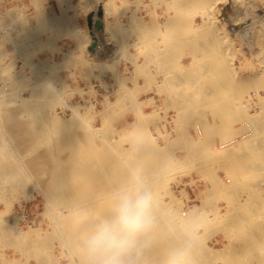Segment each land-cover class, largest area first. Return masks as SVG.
I'll use <instances>...</instances> for the list:
<instances>
[{"label":"bare ground","instance_id":"obj_1","mask_svg":"<svg viewBox=\"0 0 264 264\" xmlns=\"http://www.w3.org/2000/svg\"><path fill=\"white\" fill-rule=\"evenodd\" d=\"M116 1L122 6L121 12L115 11L119 8ZM257 1H261L262 5L246 1L250 3L247 9L242 0L235 2L236 8L226 14L227 20L222 19L223 10L216 6V2L223 3L222 6L226 0H148L147 4L144 0L110 1L113 6L110 11L114 12L116 19L107 28L105 22L103 26L98 25L96 32L125 36V48L133 46L134 52H125L124 62L117 61L116 66L110 68L113 82L119 84L121 89L117 87V90H112L114 101L110 97L103 98L104 101L100 102L102 110H96L98 94L92 84L89 91L76 88L69 95L70 102L61 99L59 103L55 101L54 106L50 105L51 95L46 97V103L43 104L45 98L39 96L40 80L32 90L36 95L34 101L30 100L31 97L4 93L5 90L0 88V128L6 125V131L13 136L7 137L0 129V204L4 207L3 211L0 210V264H86V241L94 223L84 224L85 221H81L83 218L76 214L82 212L83 207L105 201L115 206L109 209L107 217L113 215L118 195L131 191L137 179L144 183L153 197L151 215L154 223L151 230L141 237L143 246L139 255H145L146 247L155 245V250H152L157 255L153 257L152 264H171L173 259H183L187 264H202L210 259L215 262L226 260L227 264L229 260V264H244L243 248L264 244L261 243L264 239H260V228L250 231L247 227L244 218L249 211L244 207L245 197L241 198V193L251 187V184H247L257 180L259 173L264 171V0ZM130 4L134 5L133 9ZM158 8L169 10L168 16L165 18L162 13H158ZM70 17L61 10L59 14L48 17L49 20L46 17V20H53L56 26L58 24V32H61L58 37H64L69 30L74 41L87 44V34L80 35V28L76 24L72 26ZM19 22L15 20L6 25L10 26L11 23V28L21 36L23 42H19L20 45L9 39L5 27H0V31L20 50L27 62L36 67L39 63L36 64L37 60L32 63L33 53L29 47L36 41L37 28H30L27 22L22 24V20L21 24ZM52 30L54 34L55 30ZM226 39L230 42L235 40L241 55L244 51L241 48L245 44V52L257 56V65H245V71L237 66H226L230 64L225 60L229 53H226L228 45L223 43ZM72 50L68 49L63 54L70 56ZM0 52L4 53L1 46ZM235 53L238 55V52ZM184 58L188 64H185ZM4 59L0 58V65L5 64ZM237 59L243 63L240 56ZM127 63L130 67L126 66ZM98 70L95 77L102 81L99 74L105 75L104 65L99 66ZM37 74L40 77L42 75L39 72ZM70 89L74 90L72 87ZM74 92L82 103H73ZM86 93H90L91 100L85 98ZM56 97L59 98L58 95ZM7 100L12 102L9 110L5 109L8 107L5 105ZM49 107L53 109L49 110ZM56 107L58 110L55 111ZM147 108L150 110L146 111ZM171 109L174 110L172 114L168 111ZM124 110L133 116V121L127 122L131 132H126L125 127L118 130L106 127ZM96 114L102 122L101 127L91 124ZM120 115L117 117L121 118ZM155 120L163 123L164 131L155 126L154 136L147 126ZM171 124L177 126L174 131L177 136L167 139V126ZM190 125L194 126L195 138L189 135ZM118 133L137 136V140L132 142V160L115 149L114 135ZM22 135L25 137L20 138ZM95 138L102 142L97 145ZM158 138L162 139V144L157 143ZM11 140H22V150L26 155L30 153V158L24 161L19 157L24 154L13 153ZM139 142L142 143L141 150ZM178 145L183 152V159L175 157L172 163L184 170H192L194 177L204 184L203 190L196 194L199 204L188 207L187 218H183L186 217L183 209L190 199L186 186L189 184L190 187L192 182L183 183L184 177H177L179 180H176L181 184H178L181 187L179 197L173 196L169 189V192L166 191L170 195L167 203L157 200L159 194L152 192L153 185L157 184L154 183V176H158L157 172L168 166L171 149L174 146L178 148ZM15 157H19L18 160ZM143 167H148L145 169L149 172L141 174L139 169ZM189 172L186 175L193 179ZM36 180L41 183L42 189L50 191L37 189ZM164 183L166 187L167 180ZM34 188L44 199L43 216L48 219L49 229L42 228L41 224L23 228V205H19L21 216L13 212L14 200L21 197L26 203L33 200L31 191ZM190 188L193 190L192 186ZM5 198L8 200L5 201ZM173 206L177 211H174ZM223 206H230V214L221 213ZM210 218L215 220V225L216 220L222 221L221 231L225 234H234L227 241L225 239L226 243L213 249L202 244L201 240H207L203 232L201 238L194 234L196 231L186 232L197 220L201 222H198L199 225L203 223L210 228ZM63 219L67 221L66 224L62 222ZM193 227L194 230L195 225ZM207 230L206 233H211ZM213 239L214 235L208 239L212 245ZM55 248L59 249L57 255L54 253ZM4 249L11 252V257L8 251L3 252ZM255 260L254 257L252 262L264 264V258Z\"/></svg>","mask_w":264,"mask_h":264},{"label":"rangeland","instance_id":"obj_2","mask_svg":"<svg viewBox=\"0 0 264 264\" xmlns=\"http://www.w3.org/2000/svg\"><path fill=\"white\" fill-rule=\"evenodd\" d=\"M57 1L58 0H0V21L2 22V23L0 22V25H1L0 27H5L6 28V31H7L6 34L8 35L9 39H11L12 41L17 42L18 45H20V43L23 42L21 36L18 35V33H16V31L11 28L12 21L19 20L20 21L19 23L21 24V20H22V24L27 22V24H28V26L30 28L32 26L37 28L36 29L37 33L35 35L36 41L32 42V43H34V45H33L34 47L31 44L29 49L33 53L32 57H31V60L33 59L32 63H35L36 60H37L36 64L39 63V65L36 66V67L31 66L27 62V60L25 59V56L24 57L22 56V54L20 53V50L15 48L11 44V42L9 40H7L6 37L3 36V34L0 31V46L4 50L3 54H1V52H0V58L2 60L4 58H6V59H4L5 60V64L0 65V88L5 90L4 93H8V94L12 93L13 96H20V97H23V98H30L31 97L30 100L34 101V99H36V95L33 94L32 90L34 89L36 83L40 80L41 85H39L38 87L40 88L41 92H40L39 96L42 95V98L43 99L45 98L43 104L46 103V97L51 95L52 96V98H51L52 101L50 100L51 101L50 105L54 106V102L56 101V102L59 103L61 101V99H64L66 102L67 101L70 102V100L68 98H69V95H70V93L72 91H75L78 88L84 89L86 91H89L90 90V86L92 84L93 87H95V91H97L96 94H98L97 99H98L99 103L96 104L97 105L96 110L97 111L98 110H102L100 102L104 101L103 98L110 97V100L114 101L115 99H114V97L112 96V93H111L112 90H114V89L117 90L118 88L121 89V86L119 84H115L113 82V79L111 78L112 76L110 75V68L116 66V64L118 63L117 61L124 62L123 61V57H124L125 52L133 53L134 52L133 46L129 45L127 48H125L126 45H124V41L127 40V38L125 36H121V37H120V35H115L114 36V35H112L109 32H104V33H101V32L97 33L96 32V27H98V26H96V24L102 25L105 22L104 26L106 25V28L109 25H113L114 20L116 19V17H115V15H113L114 12L112 13V11H110V8H113V6L110 5V1L113 2L114 0H59V2H57ZM129 1L130 2H136V0H129ZM237 1H241V0H237ZM237 1H235V0H232V1L226 0L225 4L222 5V6H220V5L223 4V3H220V2L217 3L216 2V6L217 7L219 6L221 8V10H223V13L225 14V15L224 14L222 15V19L223 20H227L228 19V15L226 16L227 13H229L231 10L232 11L235 10ZM244 1H245V3H244ZM244 1L242 0V4H244L243 6H245L246 9L249 6L248 4H250V3H247V2H251L252 4H260V2H261V1H257V0H244ZM144 3L147 4L148 0H144ZM173 3L171 4V8L173 7ZM115 4L117 5V7H119L117 9H115V11L118 12V10H119V12H121V7H122L121 4L118 3L117 1L115 2ZM246 4H247V6H246ZM261 5H262V3L260 4V6ZM65 7H67V8H65ZM70 7H72V8H70ZM130 7L133 9L134 5L130 4ZM262 7H264V6H262ZM107 9H109V10H107ZM164 9L165 8H158V13H160V14L162 13V15H164L165 18H166L168 16V11L169 10L165 9V11H164ZM55 10L56 11L59 10L60 12H61V10H63V11H65L66 14H67V11H73V15H71L72 17H70L71 18V22H72L71 24H72V26L74 24L78 25V27L80 28V35L81 34H85V35L87 34L86 36L88 37V40H89L87 42V44L84 41H82V42L80 41L82 44H79L77 41H74L73 40L74 38L71 35H69V30H67L68 32L66 33V35L68 34L67 35L68 37H65L66 35L64 37L63 36L58 37V36L61 35V32H58L59 31L58 29L60 28L58 26V24L56 26V23L53 22V20H51V19H50L51 21H47L46 20V17L49 20V18L53 17V14H59L60 13V12L56 13ZM197 11H199V10H197ZM102 14L104 16V19L102 17ZM109 14H110V16H109ZM105 15L106 16L108 15V16L106 17ZM74 16H75V18H74ZM78 17L83 18L81 25H79L78 22L76 21V19ZM98 19L100 20L99 23H93V21L98 20ZM105 19H106L107 22L105 21ZM111 19H113V21H111ZM7 22H11L10 26L6 25ZM94 26H95V28H94ZM55 27H57V28H55ZM51 28L53 30H55L54 32L56 34L55 33L53 34L51 32V30H52ZM48 29L50 31L49 33H48ZM57 33H60V34L57 35ZM62 34L64 35L65 33H62ZM67 39L72 42L73 46H69V45L66 44L65 41ZM223 41L222 42L225 43V45H228V46H226V49L228 48L227 49L228 51L226 50V53L229 52L228 54H226L227 57L225 56V58H226L225 60L229 61L230 64H228L226 66H229V65H231L230 67H232V66L236 67L237 66V68L240 67L241 69H243V71H245L246 67H248V66L253 67V65H257L256 64L257 56H253V55L251 56L250 52H249V54H247V52H245L246 50L244 49V48H247L245 44L241 43V45H240L242 47V44H243V47L241 49L244 50V51H242V55H241V53L239 51H237L239 48L237 47L238 44L235 42V40H233L232 42H230V40H227V39L223 40ZM121 42H123V43H121ZM62 43H63V45H62ZM75 43H77L78 47L76 46ZM223 43H222V46L225 48V45ZM226 43H232L233 45L232 44H226ZM60 46H62L61 47L62 49L60 48ZM64 46H66V47H64ZM230 48H232V49L234 48L233 49L234 51L231 50ZM252 48H254V47H252ZM68 49H70V50L73 49V50L71 51L70 56L69 55L65 56L63 54V52H65ZM249 50L251 51V47L249 48ZM235 51L238 52V55H237V53H235ZM34 52H36V53H34ZM230 52H231V54H230ZM245 53L248 56H251V57H248ZM228 55H229V58H228ZM231 55L233 56V58H232ZM234 56H235L236 60H235ZM239 56L242 59H243L244 56H246V57H244L245 59L242 60L243 63L238 61L237 57L239 58ZM67 57H68V59H67ZM247 57L250 58V61H249V59ZM185 58H187V56H185ZM185 58H184V62H185V64H188V61H186L187 59H185ZM227 58L230 59V60H228ZM252 58H255V59H252ZM247 59H248V61H247ZM253 60L255 61L254 62L255 64L253 63ZM244 62H246V63H244ZM225 63H226V61H225ZM251 63H252V65H248V64H251ZM12 65H15V67H13ZM101 65H104L105 75L99 74V76H100L99 78L102 79L103 82L102 81H98L97 78L95 77L96 74H98V71H99L98 67L101 66ZM243 65H244V67H245V65H247V66L244 68ZM126 66L130 67L129 63H127ZM122 68H123V66L121 67V69ZM6 69H8V70L6 71ZM71 71H72V73H71ZM37 72L42 74L41 77L38 76ZM45 80H47L48 83ZM45 83H47V84H45ZM99 84H102V85L100 86ZM51 86H53V90L50 89V88H52ZM71 87L74 90H71L70 89ZM56 88L58 90H56ZM55 92H56V94L58 95L59 98L56 97L57 95H55ZM89 94L90 93H86L85 94V98L88 99V100H91L90 99L91 95H89ZM72 101H73V103H77L79 101H80V103H82L80 98H79V96L76 95L75 92H74ZM10 102H11L10 100L6 101L5 105H8V107L5 108L6 110H9V108H10L9 106L12 105V102L11 103ZM55 105H57V103ZM51 109H53V108L49 107V110H51ZM54 110L55 111L58 110L57 107ZM145 110L149 111L150 108H147ZM254 110H256V109H254ZM168 111H169L170 114H172L174 110L171 109V110H168ZM123 112L124 113H122V111H121L120 114L122 113V114H125V115L117 114L115 116V119H113L110 122V124H106V127L107 126H111L113 129H116V130L120 129L121 127H125L126 130H127L126 132H131L130 127L127 126V122L133 121L132 113L131 112H127L125 110ZM119 115L121 116V118L117 117ZM122 116H124L125 119L122 118ZM155 122L150 123L147 126V128L150 131H152V134L154 136H155V132H154V127L155 126H158L162 130L164 129L162 122H160L158 120L157 121L155 120ZM100 123H102V122H101V120L99 118V115L96 114L95 115V119L92 121L91 124L95 125L96 127H101L102 124H100ZM157 123H158V125H157ZM161 123H162V125H161ZM2 126L0 128L2 130V132L5 135H7V137H13L10 133H8V131H6V129H5L6 125L3 124ZM170 126L172 127V130H171ZM170 126H167V129L169 130V134H171V135L167 134V139H171V138L173 139V138H175L177 136V135H175L176 133L174 132V131H176L177 126H173L172 124ZM85 128H87V127H85ZM188 128H189L188 132H190L189 135L192 138H195L196 136H195L194 126L190 125V126H188ZM228 132H229V130H228ZM122 134L118 133L119 136L116 135V134L114 135V145L116 147L115 149L120 150L121 151L120 153H122L123 155L125 154L124 155L125 157L128 156V157H126L127 159L132 160L133 157H134V156L130 155V154H134V149L132 148V142H135L137 140V138H136L137 136L135 134H132V133H130L129 135H126V134L122 135ZM26 136H29V135H26ZM171 136H173V137H171ZM229 136H230V134H229ZM22 137H25V135L20 136V138H22ZM95 139H96V141H95L96 144L97 143L99 144V143L102 142L98 138H95ZM11 142H12L11 143V147L12 146L14 147V148L12 147V149H13L12 152L13 153H15V154H20V153L24 154V152L22 150V143H23L22 140H17L18 143L17 142H13L12 140H11ZM157 143L162 144L163 143L162 139L158 138ZM138 144H139L138 147L141 150L142 149V146H141L142 143L139 142ZM179 146L180 145H178V148H177V146H174L171 149V153L169 154L168 166H165L163 169L159 170L157 172V174L159 173L158 176L157 175L154 176V178L156 179V181L154 180L155 181L154 183H157V184L153 185V187L155 189L153 188L154 190L152 189V192L155 193V194L158 193L160 195V196L158 195L159 198L156 196L157 200L161 199V200H163L164 202L167 203L170 200V195L167 193V192H169V189H170V192L173 194V196H175L176 198L179 197L178 192L181 189V187H179V185H181V184H179L178 181L176 180V179L179 180V178H177V177L183 176L184 177L183 178V183L184 182L185 183L192 182L191 186H192L193 190L190 188L191 186L189 187V184H187V186H186L187 192L189 194V198L190 199L188 201V204L186 203L187 206L183 209V212L186 213V217H183V218H187L188 210H189L188 207H193L194 205H198L199 204V200L196 198V194L199 192V190H201V191L203 190L204 184L200 183V180H198L196 177H194L195 175L192 172V170H188V169L184 170L183 167H181L180 165L177 166V165L172 163V160H174L175 157L179 158L181 160L183 159V155H182L183 152H182V150L179 149ZM15 148H17V149H15ZM19 157L21 158V160L25 161L26 159L30 158V153L27 154V155L24 154V156L22 155V156H19ZM15 158L18 160L17 157H15ZM50 159L51 158H48V160H50ZM139 165H141V164H139ZM145 168L148 169V167H143V168L139 169V170H141L140 171L141 174H146V173L149 172V170H146ZM180 169H181V173H179ZM175 171H177V172H175ZM188 172L190 173L191 177L192 176L194 177L193 179L190 178L188 175H186ZM261 172L262 173H259V176H258L257 180L250 181L247 184V185L251 184L250 185L251 187L249 188V190L247 192L241 193L242 194L241 198L245 197L244 198V202H243L244 203V207L249 211V212L245 213L246 216L244 218L245 221H246L245 222L246 225H248L247 227L249 228L250 231L254 230L255 228H257V229L260 228L259 229V231L261 233L260 239H264V234H262V233H264V231H262V230H264V171H261ZM175 174H177V175H175ZM161 175L166 177L167 179L164 178V177L160 178ZM261 175H262V177H261ZM233 176H230V178L233 181H235ZM174 177H176V178H174ZM166 180H167V184H166V187H165L164 186L165 185L164 182ZM40 184L41 183H38L37 180H36L35 187L37 189L40 188L43 192H45V191L49 192L50 191V190L42 189V185H40ZM196 185H197V187H196ZM252 185L254 187H252ZM169 186H170V188H169ZM163 187H165V190H164ZM36 188H34L31 191L32 195H33V200H30L27 203L23 200L22 197H21V199L19 198L16 201L14 200V202L12 204L13 205V212L16 215H20L19 205H21V206L23 205V207H24V217H23V215L22 216L20 215L23 218L22 219L23 222L21 223V226L23 228L26 229L27 225L35 227V226H38L39 224H41L42 228L49 229L48 219H47V217L43 216V214L45 212V208H44V204H43L44 203V199L41 196H39V194L37 193V189ZM260 188H262V189L259 190V192H258V189H260ZM155 190L157 192H155ZM4 200L7 201L8 199L5 198ZM220 205L222 206V203ZM111 207H115V206L114 205L110 206L105 201L104 202H96L95 205L92 204L90 206L83 207L82 212H80L79 214H76V215L81 217V218H83V219H81V221H83V222L85 221L84 224H87V223H90V222L96 224L97 222H99V220L101 218L107 217V213L109 212V209ZM229 207L223 206V209H221V213L226 212V213L230 214V212H229L230 208ZM173 209H174V211H177L174 206H173ZM0 210L1 211L4 210V207L1 204H0ZM85 214H87V215H85ZM208 215H211V214H208ZM207 217L209 218V216H207ZM84 218H88L87 221L84 220ZM24 219H25V221H24ZM210 219H211V222H212V225L209 226L210 228H207V225H203V223L199 225V223H201V222H200V220L199 221L197 220L196 222H194L193 225H191L192 229H191V227L189 229L187 228L186 232H193V231L195 232L196 231L194 234H196L197 236L199 235V238H201L203 235H206V236H204V238H207V240L206 239H205V241L201 240V239L200 240L203 241L202 244L205 247L208 246L211 249H213V248H217V247L223 245L224 243H226L228 238L230 236L234 235V234L233 233L232 234H230V233L225 234L223 230L221 231L222 227L220 225V222H222V221H220V222L218 221L217 222V220H216L217 224L215 225V223H213V221H215V220L213 218H210ZM62 222L64 224H66L67 221L65 219H63ZM73 223H76V222H73ZM196 223L198 224V227H197ZM194 225H195V229L193 230V228H194L193 226ZM46 227H48V228H46ZM201 227L203 228V230H202ZM215 227L218 228L219 230L216 229ZM206 230L208 232H211V233H206ZM213 231H215V232H213ZM202 232H203V235H202ZM204 232H205V234H204ZM220 232H221V234H218ZM212 235H214L213 242L215 243V244L213 243V245H212V242H210L208 240L209 237H211ZM225 239H226V241H225ZM261 243H264V240H262ZM154 247H155V245H152L151 247H146L145 255L142 254V256H139V259H138L139 264H143L144 262L146 264H152L153 257H155V255H157V254H154V251H153V250H155ZM244 249H245V251H242L243 255L241 254L243 256L242 263H244V264H254V263L255 264H260V262L257 261V260H258L259 257L261 258V260H262V258H264V244H262V245L260 244V246H258V247H256V246H248L246 248L244 247L243 250ZM252 250L256 251V252L251 253ZM4 251L6 252L8 250L4 249L3 252ZM57 252L59 253V249L55 248L54 253L56 255L58 254ZM255 253H257V254H255ZM259 253H261V254H259ZM8 255H9V257H11V252L8 251ZM146 255H148V256H146ZM196 255H197V253H196ZM254 257L256 258L255 261H257V262H252V261H254ZM145 258H147V259H145ZM142 259L143 260L145 259V261H142ZM207 261H205L204 263L205 264H224L226 262L225 264H227L226 260H217L215 262V261L210 259V260H207ZM62 262L64 263V261H62ZM229 262H230V260L228 261V264H229ZM204 263H202V264H204ZM30 264H33V263H30Z\"/></svg>","mask_w":264,"mask_h":264},{"label":"clouds","instance_id":"obj_3","mask_svg":"<svg viewBox=\"0 0 264 264\" xmlns=\"http://www.w3.org/2000/svg\"><path fill=\"white\" fill-rule=\"evenodd\" d=\"M114 214L92 225L86 241V264H138L141 237L152 228V193L137 179L131 191L121 192ZM171 264H187L173 259Z\"/></svg>","mask_w":264,"mask_h":264},{"label":"crops","instance_id":"obj_4","mask_svg":"<svg viewBox=\"0 0 264 264\" xmlns=\"http://www.w3.org/2000/svg\"><path fill=\"white\" fill-rule=\"evenodd\" d=\"M55 11H56V10H55ZM56 12L59 13V10L56 11ZM72 14H73V11H67V15H68V16H71ZM82 20H83V18H81V17H78V18L76 19V21L78 22L79 25H81ZM111 21H113V19H111ZM123 21H124V20H123ZM99 22H100L99 19L93 21V23H99ZM94 28H95V26H94ZM65 42H66L67 45H69V46H73L70 40L67 39Z\"/></svg>","mask_w":264,"mask_h":264},{"label":"water","instance_id":"obj_5","mask_svg":"<svg viewBox=\"0 0 264 264\" xmlns=\"http://www.w3.org/2000/svg\"><path fill=\"white\" fill-rule=\"evenodd\" d=\"M96 26H98V24H96Z\"/></svg>","mask_w":264,"mask_h":264}]
</instances>
